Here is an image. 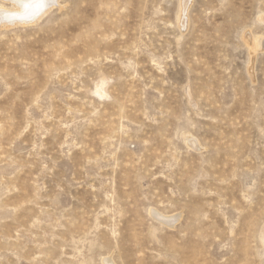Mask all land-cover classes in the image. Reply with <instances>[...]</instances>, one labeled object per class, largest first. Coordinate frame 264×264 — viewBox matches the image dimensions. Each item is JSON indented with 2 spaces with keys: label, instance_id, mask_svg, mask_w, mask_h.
<instances>
[{
  "label": "rangeland",
  "instance_id": "1",
  "mask_svg": "<svg viewBox=\"0 0 264 264\" xmlns=\"http://www.w3.org/2000/svg\"><path fill=\"white\" fill-rule=\"evenodd\" d=\"M25 1L0 0V264H264V0Z\"/></svg>",
  "mask_w": 264,
  "mask_h": 264
},
{
  "label": "bare ground",
  "instance_id": "2",
  "mask_svg": "<svg viewBox=\"0 0 264 264\" xmlns=\"http://www.w3.org/2000/svg\"><path fill=\"white\" fill-rule=\"evenodd\" d=\"M6 1V0H5ZM32 1H35V0H26L25 2H24V6H23V8L24 9H26V10H24V11H28L27 9H29L28 7H31V6H29V4H30V2H31V5H35L34 3H32ZM40 1V3H41V1H42V7L40 6L39 8H41V11L39 12V14L40 13H43V11H46L47 9H46V7H45V5H46V3L47 4H49V7H50V4H52V3H48V1H51V2H53L54 0H39ZM8 2V1H7ZM14 2V1H13ZM19 2H21V1H19ZM39 3V2H38ZM16 4V3H15ZM20 4V3H19ZM37 4V3H36ZM17 5V4H16ZM38 5V4H37ZM35 7H36V5H35ZM45 7V8H44ZM48 7V8H49ZM34 8V7H33ZM19 9V8H18ZM21 10V9H20ZM36 10H38L37 8H36ZM38 12V11H37ZM8 14H10L9 12H8ZM13 13H11V15H12ZM19 14H21V13H19ZM38 14V15H39ZM17 15V14H16ZM18 16V15H17ZM1 17V16H0ZM10 17V16H9ZM12 17H13V15H12ZM16 17V16H15ZM19 17V16H18ZM38 18V17H37ZM18 19V18H17ZM22 22H26L25 20H27V19H31V16H27V15H22V16H20V18H19ZM18 19V20H19ZM19 20V21H20ZM8 21V20H7ZM17 23V22H16ZM21 23V22H20ZM27 23V22H26ZM25 24V23H24ZM163 218V217H162ZM164 219V218H163ZM165 221H166V219H164ZM169 221H170V219H169ZM174 222V221H173ZM169 223V222H168Z\"/></svg>",
  "mask_w": 264,
  "mask_h": 264
}]
</instances>
